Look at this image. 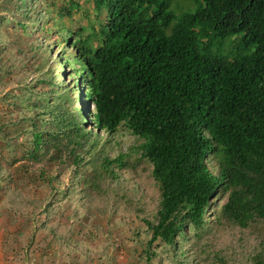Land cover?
<instances>
[{
	"label": "trees",
	"instance_id": "trees-1",
	"mask_svg": "<svg viewBox=\"0 0 264 264\" xmlns=\"http://www.w3.org/2000/svg\"><path fill=\"white\" fill-rule=\"evenodd\" d=\"M90 1L83 33L53 24L54 12L71 18L73 0H0V116L18 108L30 123L9 159L17 178L0 163L8 202L33 208L32 234L51 236L48 247L60 241L50 197L81 185L87 210L143 225L147 263L154 245L191 264L184 247L196 242L213 263L264 264V249L249 251L264 241V0H181L178 13L172 0ZM120 131L134 143L113 157ZM27 182L47 195L36 207Z\"/></svg>",
	"mask_w": 264,
	"mask_h": 264
},
{
	"label": "rangeland",
	"instance_id": "rangeland-1",
	"mask_svg": "<svg viewBox=\"0 0 264 264\" xmlns=\"http://www.w3.org/2000/svg\"><path fill=\"white\" fill-rule=\"evenodd\" d=\"M53 1L56 7L59 6L62 1L66 2V0ZM73 1L77 6L73 7L71 18L66 20L61 17L60 14L54 12L51 14L53 24L57 26L67 25L71 28H84L83 33H88L90 23L94 21L91 1ZM4 4L11 6V1H6ZM171 6L175 13L186 9L181 0H172ZM6 28H13V24L7 25ZM9 40L10 43L13 42L11 37H9ZM50 44H52V42ZM54 49L55 47L51 46V52L47 56L55 57L57 53L54 52ZM37 69L39 68L37 67ZM45 70L46 68L42 69V71ZM55 73V75L59 76L56 82L63 83V81H65L62 74L63 72L58 70ZM31 77L33 78L34 75L28 77L27 81ZM62 77L63 79H61ZM8 90L9 88H6L4 92ZM1 95L2 93L0 92V96ZM75 106L81 107L77 102ZM6 110L8 114L4 117L0 116V119L8 120L10 124L0 133V136L4 140L3 142L0 139V163L3 168L16 179L19 172L12 170L17 166V162L9 164V159L14 152H17V149L19 151L20 146H26V141H30V134L26 132L29 129L30 123H19L21 115L14 113L19 111L18 108L13 109V112H11V107H8ZM109 143L112 146L110 155L114 157L118 152H126L128 149H131L134 140L127 132L120 131L116 135H113ZM10 145H12L13 148H9L8 146ZM133 151H136V149L133 148ZM63 168V166H58L57 170ZM51 170H53V168H51ZM37 184L38 183L35 182H27L26 187L23 186L33 193L31 198L34 201L37 200L34 205L35 207L38 200H44L47 196L41 188H36ZM148 187L149 190L146 191V193L150 195L154 190L151 184H149ZM62 188H66V181L63 182ZM85 194L82 186L78 185L68 197H60L59 195L50 197L49 204L52 205L53 212L56 210L51 215V221L57 224L59 228L58 231L56 230V236L60 238V241H56L48 247L47 245L50 243L51 236H44V233L41 232H35V236L32 234L30 220L34 216L29 214L28 211L33 208L29 207L24 210L14 208L8 202L11 190L7 189L4 191L3 188L0 187V211L3 213L1 216L0 212V264L177 263L176 259L173 260L170 258L172 255L170 248L154 245L152 246L155 257L150 258L147 263L146 259L141 257V250L147 238L145 232H141L139 236L134 233L136 224L139 227H143V225L140 222H136L135 219L129 215L122 216L118 213H110L106 210L98 211L99 206L97 205H90V209L87 210L82 206L81 201V197ZM44 202L46 204L48 203L46 200ZM37 217L40 218V214H37ZM219 243L223 246L224 239L220 240ZM211 246L212 245H210V248ZM199 247L200 246H197L196 242L184 247L185 250L190 249L192 254L191 264H204V262L217 264L216 262H212V256H204L203 251ZM212 247L215 249V246ZM262 249H264V241L254 246H249V251L254 250L255 253ZM216 250L219 249L216 248ZM231 250H234L232 246L228 243L225 244L222 247V251H226V256L228 258L225 256H222V258L225 257L227 261L232 260L234 255H237V252ZM186 255L188 254L186 253ZM186 259L188 260L190 257L188 256Z\"/></svg>",
	"mask_w": 264,
	"mask_h": 264
}]
</instances>
